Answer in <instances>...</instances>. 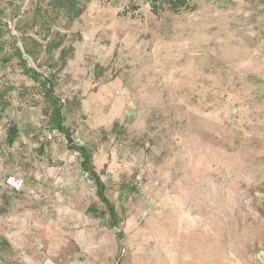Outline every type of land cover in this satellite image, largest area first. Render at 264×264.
Segmentation results:
<instances>
[{
  "label": "rangeland",
  "instance_id": "rangeland-1",
  "mask_svg": "<svg viewBox=\"0 0 264 264\" xmlns=\"http://www.w3.org/2000/svg\"><path fill=\"white\" fill-rule=\"evenodd\" d=\"M65 2L0 0L20 131L0 173L26 177L0 188V264H264V0H79L74 19ZM24 64L52 79L116 227Z\"/></svg>",
  "mask_w": 264,
  "mask_h": 264
},
{
  "label": "trees",
  "instance_id": "trees-1",
  "mask_svg": "<svg viewBox=\"0 0 264 264\" xmlns=\"http://www.w3.org/2000/svg\"><path fill=\"white\" fill-rule=\"evenodd\" d=\"M66 1V2H65ZM63 0L65 2L66 13L70 16L71 19L78 17L85 9V5L80 6L79 0ZM149 1L152 5V8L156 11L168 8L172 11H180L182 8L188 6L189 0H144ZM79 5V6H78ZM17 55L20 57L21 62L22 52L19 48L16 50ZM69 51L63 50L60 58L63 62L66 61V58L69 55ZM24 62V61H23ZM24 74L28 75L32 78L41 88L44 97L49 103V122L51 128L62 133L66 140L67 146L69 149L79 153L81 157V168L82 170L92 179L96 187V195L98 198L105 204L106 210H96L94 207L88 208L90 212H96L100 215H105L108 213L110 218L112 219L110 223V227H116L117 225V213L115 206L109 200L106 195V185L102 180L101 173H98L93 164H92V153L85 146L77 144L73 137L70 129L64 123V111H63V103L60 98L57 97L54 93V84L51 78L45 77L43 74L31 68L27 65H23ZM19 128L15 124H10L8 127V134L6 137V141L8 144L12 145L19 136Z\"/></svg>",
  "mask_w": 264,
  "mask_h": 264
},
{
  "label": "built area",
  "instance_id": "built-area-1",
  "mask_svg": "<svg viewBox=\"0 0 264 264\" xmlns=\"http://www.w3.org/2000/svg\"><path fill=\"white\" fill-rule=\"evenodd\" d=\"M8 120L1 116L0 114V143L1 141L7 137L8 134V127H9ZM2 167V155L0 150V170ZM26 183V177L24 173L21 172H12L6 175H1L0 173V188L1 189H11L15 192H20L24 190ZM35 190L31 191L32 194H35Z\"/></svg>",
  "mask_w": 264,
  "mask_h": 264
},
{
  "label": "crops",
  "instance_id": "crops-1",
  "mask_svg": "<svg viewBox=\"0 0 264 264\" xmlns=\"http://www.w3.org/2000/svg\"><path fill=\"white\" fill-rule=\"evenodd\" d=\"M4 89H8L6 86H3V91H4ZM7 91V90H6ZM0 96H2L1 94H0ZM5 97H7V95L5 96ZM2 107H4V106H2ZM7 108L5 109V113H7ZM0 114H1V116H3L4 118H6L7 119V117L3 114V112L1 111V108H0ZM8 120V119H7ZM18 127V126H17Z\"/></svg>",
  "mask_w": 264,
  "mask_h": 264
}]
</instances>
